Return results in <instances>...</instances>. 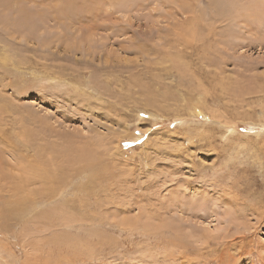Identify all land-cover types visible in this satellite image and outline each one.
<instances>
[{"label": "rangeland", "instance_id": "obj_1", "mask_svg": "<svg viewBox=\"0 0 264 264\" xmlns=\"http://www.w3.org/2000/svg\"><path fill=\"white\" fill-rule=\"evenodd\" d=\"M253 1L0 0V213L15 186H52L24 178L39 154L60 193L0 223V264H46L31 240L53 235L72 245L47 264H264Z\"/></svg>", "mask_w": 264, "mask_h": 264}, {"label": "bare ground", "instance_id": "obj_2", "mask_svg": "<svg viewBox=\"0 0 264 264\" xmlns=\"http://www.w3.org/2000/svg\"><path fill=\"white\" fill-rule=\"evenodd\" d=\"M69 2H68V4H69ZM262 2L263 1H261V0H254L253 2H251L252 5L256 6V12L255 13H258V15L263 14ZM252 5L250 4V6H252ZM260 7H261V9L259 10ZM74 8L79 9L78 6L77 7L74 6V2L72 1V12H74L73 11ZM242 9H244V7ZM244 10L247 11V9H244ZM258 18H260V17H258ZM208 35H210V34H208ZM28 138H29V135H26V136L22 137V139L23 140L25 139L24 141H26V142H28ZM52 150H53V153H54V157H56V154L58 152L57 149L54 148V149H50L49 151H52ZM62 153H63L62 157H61L62 160L63 159L67 160V158H70L69 154H66L64 149H63ZM37 155H38V153H37ZM39 156L42 157L43 155L39 154ZM39 156L36 157V158H33L31 160V162H28L29 161L28 160L27 161L28 163L26 165H24L23 170L27 171V173H28V175L25 174L24 178L29 179L30 176L42 178L45 183H49L52 186H45L44 184H43V186H40V187H37V188L36 187L26 188V187H16V186H15L16 187L15 188L13 186L14 190L12 189V191H13L12 192V202H11L12 204L9 205L6 208V210H3L0 213V223L4 224V223H7L9 221H20L24 217L23 215L29 213L30 209L35 204L48 202L51 199L55 198L58 194H60L59 191H57V187H54L55 184H51V182L55 183L56 181L59 180V179L56 178L57 177L56 171L51 168L52 167L51 166L52 163L55 162L52 159L53 157L50 156V159H44L43 160ZM87 157H88L87 151L85 149H83V148H80V149L77 150V157L72 156L71 160L69 159V162H67V163H69L70 166L72 167V165L74 166L77 163H80L82 161H86ZM23 159H22V161H23ZM46 161H48V162H46ZM1 163H3V161ZM58 168H59V166H58ZM15 169H17V168H15ZM8 177H10V176H8ZM56 210H58V208H56ZM50 214H51V212H47V211H43V212L39 213V215H38L39 221L42 222L44 225H46L47 223H44V222L50 217ZM35 217H37V215ZM70 221H72V219H70ZM133 221L134 222H132L130 219H126V220H121V223L123 224L124 228L127 227L126 224H129L128 226L132 227V226H134L133 224H135L136 220L133 219ZM44 225H43L42 228H39L40 230L38 229L39 232L43 233L50 226V225H48L47 228H46V226H44ZM63 237L64 236L53 235L49 239L45 240L43 243H42V240L40 239L41 238L40 237L39 239H37V241H36V239L33 240V241L31 240V247H32V249L34 251H38V250H42L43 246L46 245V247H47V251L46 252L49 254V256L46 255L47 256L46 259H44V261H42V262H45L47 264V263H50L49 261H51V259H49V258L51 257V253H54V252H52V251H54V249H57L56 251L61 252V249L63 247L60 246V244H62V243L65 244V248H68L69 245H72V243L69 242L72 239L70 240V238H69V240L68 239L66 240ZM70 253H71L70 256H72V252H70ZM36 258H37L36 255L33 256V258L26 257V259L23 262V264H36V263H38V261H40V260H38V258L36 260ZM10 259L11 260H7L6 258H4L2 264H15L13 262V260H12L13 257L10 258ZM52 260L54 261L53 258H52ZM70 262H72V258L71 257H70ZM56 263H57V261H56Z\"/></svg>", "mask_w": 264, "mask_h": 264}]
</instances>
